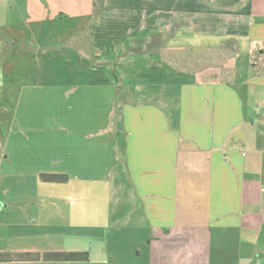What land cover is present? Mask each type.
Listing matches in <instances>:
<instances>
[{"label": "crops", "instance_id": "obj_1", "mask_svg": "<svg viewBox=\"0 0 264 264\" xmlns=\"http://www.w3.org/2000/svg\"><path fill=\"white\" fill-rule=\"evenodd\" d=\"M66 1L52 11L54 0H0V73L9 76L0 101L13 110L0 178L53 192L0 201L10 226L0 230V254L89 260L0 264H89L85 237L104 227L134 250L131 263L103 237L105 264H264V0H87L85 11ZM74 17L77 29L51 41L87 33L80 78L30 81L25 67L39 65L46 26ZM173 26L180 47L239 44L233 81L199 80L160 52L124 56L132 40Z\"/></svg>", "mask_w": 264, "mask_h": 264}, {"label": "rangeland", "instance_id": "obj_2", "mask_svg": "<svg viewBox=\"0 0 264 264\" xmlns=\"http://www.w3.org/2000/svg\"><path fill=\"white\" fill-rule=\"evenodd\" d=\"M55 3L53 4L52 11H56L59 9H63L67 6L68 1L66 0H54ZM86 2L87 0H80L82 5L83 11L89 9ZM6 16V15H5ZM63 25H59L55 27L53 25H47L46 30V41H49V44L46 45V49L41 52L42 56H40V63L39 65L36 64L37 62L34 60L30 61L29 67L26 66L25 69L28 71V74L25 75L28 77L30 81L36 82H47L53 83L54 81L57 82H73V80L79 79L80 76L74 74V72L81 71L82 67L84 66V62L86 63L87 60L81 56H89L90 57V50L88 46L89 37H87V33L84 34L85 36L82 38L80 35L70 36V39L65 43L54 42L51 41L52 34L54 35H61L73 30L77 29L81 19H77L74 17L73 19H66ZM15 22H19V20H15ZM77 25V26H76ZM182 29L179 26L177 29ZM5 28H0V34H4ZM8 31H6L7 33ZM156 34V35H155ZM179 34V30L173 31L172 28L166 31H158L153 33L150 38L146 39L145 43H142L141 46L138 44H132L131 47L134 46L136 48H152V49H159L160 54L163 56V61L169 64L170 68L177 69L180 71L191 72L195 75H198L197 78L199 80L204 79L205 81H214L220 80L225 82H232L234 72L236 70V61L237 55L239 54V44L235 43L233 47L225 42V44L219 49H208V48H192L189 47H180L178 44L171 43L172 40L175 39L176 35ZM78 42H75V41ZM187 39H183L182 42H185ZM192 37L188 39L191 41ZM79 50V51H78ZM80 52V53H79ZM150 54V53H147ZM259 56H257L256 60H259ZM90 59V58H89ZM118 59V58H117ZM1 61V59H0ZM92 61L97 62L96 59L92 58ZM104 63V62H103ZM0 64L4 65V59L0 62ZM101 64V63H98ZM6 68L3 74L0 73V83L7 82L9 76L6 75ZM83 79V78H82ZM119 89V96H120ZM118 98V96H117ZM119 100V98H118ZM4 101H0V151L4 155L5 147L7 144L6 136L10 129L11 125V116L13 115V110L10 113L11 108H9V113L3 112L5 107ZM119 110L118 105L115 109V112ZM3 112V113H2ZM31 178V177H29ZM18 180H21L18 177ZM12 180L4 179V177L0 178V201L3 202L6 198L11 196L16 197H32L33 195H52L53 192H44L40 190L38 186L29 180V182L25 185H22L20 182L16 183L15 186L12 188H7L6 184L9 182L11 183ZM10 191V192H8ZM96 194V192H94ZM101 195V194H100ZM102 199H105V194L101 196ZM47 205V203H45ZM5 215H0V230L7 231L10 229L7 226V222L5 219ZM12 229V228H11ZM96 229V228H95ZM97 230V229H96ZM101 231H96L94 235H87L85 239H89L90 236L93 239V244L91 246V261L89 264H105V257L107 256L108 252L105 253L103 251V237H107L109 240H114L116 243L115 246V253L118 254L120 249L124 252L126 249L127 253L129 254L130 262L132 263L134 257V250L129 248L128 240H121V238L116 236H110L109 230L106 227L102 228ZM109 234V235H108ZM19 236V235H18ZM44 238V237H43ZM14 242L20 244L23 240L20 238H13ZM122 241V242H121ZM41 244L45 247H48L47 243L49 240L45 241L40 240ZM128 242V243H126ZM89 245V244H88ZM111 253V252H110ZM140 264L142 261L138 262ZM62 264V263H56ZM83 264V263H82ZM111 264H119L117 260L111 259ZM122 264V263H120Z\"/></svg>", "mask_w": 264, "mask_h": 264}, {"label": "trees", "instance_id": "obj_3", "mask_svg": "<svg viewBox=\"0 0 264 264\" xmlns=\"http://www.w3.org/2000/svg\"><path fill=\"white\" fill-rule=\"evenodd\" d=\"M178 26H173L172 30H177ZM156 35V34H155ZM146 39L140 38L136 40H132V44H139L141 46L142 43H145ZM229 45L233 47V45L236 43L234 40H228L227 41ZM152 52H159V49H142V48H136L132 46L124 56L127 55H135V56H141L145 55L147 53ZM122 56V57H124ZM118 59H121L119 57ZM117 59V60H118ZM106 65H112V62H107ZM41 180L46 183H56V184H64L69 181V177L67 175H61V174H41L40 176ZM24 260V261H54V262H66V261H88L89 260V253L88 252H47L44 255L39 254H32V253H21L18 255H12V254H0V261L2 262H9L12 260Z\"/></svg>", "mask_w": 264, "mask_h": 264}, {"label": "water", "instance_id": "obj_4", "mask_svg": "<svg viewBox=\"0 0 264 264\" xmlns=\"http://www.w3.org/2000/svg\"><path fill=\"white\" fill-rule=\"evenodd\" d=\"M260 53H261V54H264V49H262V50L260 51Z\"/></svg>", "mask_w": 264, "mask_h": 264}]
</instances>
